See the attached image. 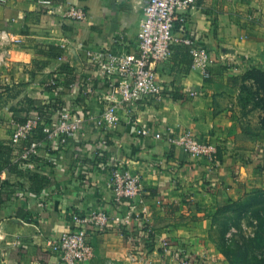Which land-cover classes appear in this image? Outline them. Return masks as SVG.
Here are the masks:
<instances>
[{
  "label": "crops",
  "instance_id": "0c3cea01",
  "mask_svg": "<svg viewBox=\"0 0 264 264\" xmlns=\"http://www.w3.org/2000/svg\"><path fill=\"white\" fill-rule=\"evenodd\" d=\"M146 2L64 0L45 12L37 0H0V140L9 142V123L24 116L27 99L58 101L62 112L80 119L73 137L61 142L51 132L28 160H19L14 147L18 169L0 173V264H62L48 242L69 231L76 217H124L126 201L114 203L108 185L112 166L139 178L143 192L134 209L142 224L110 220L103 231H89V264H179L161 254L162 240L206 264H227L214 232L217 210L264 190V133L244 127L232 82L264 72V0H195L179 11L187 36L206 52L207 77L193 64L191 47L175 44L155 66L169 97L131 111L118 106V121L98 127L105 87L114 78L100 67V55L135 51ZM70 8L83 10L84 18L66 17ZM87 52L99 57L90 61ZM51 111L55 123L59 113ZM182 130L216 144L217 161L166 142L171 131ZM99 150L105 163L95 160ZM140 225L151 243L141 239ZM127 235L135 236L133 244Z\"/></svg>",
  "mask_w": 264,
  "mask_h": 264
},
{
  "label": "built area",
  "instance_id": "2783aa9c",
  "mask_svg": "<svg viewBox=\"0 0 264 264\" xmlns=\"http://www.w3.org/2000/svg\"><path fill=\"white\" fill-rule=\"evenodd\" d=\"M37 2L43 9L51 10L53 6L52 0H37ZM194 2L195 0H147L136 31L135 51H106L100 55H103L99 62L100 67L114 78L105 87L108 102L96 120L98 127L115 124L118 121V106L131 111L135 110L137 103H155L169 97L158 83L155 66L168 59L171 47L175 44L191 47L189 53L193 64L199 66L204 76L207 77L206 52L203 48L193 45L187 36L186 18L177 16L179 11L185 12L191 8ZM65 15L81 20L85 13L80 8H70L65 11ZM177 21L179 25L176 24ZM86 55L90 61H96L99 57V54L90 52ZM50 84L53 85L55 82H50ZM189 96H195V94L190 93ZM79 121V118L72 117L68 111H63L59 114L57 122L54 123L52 119L50 126L44 128V132L48 134L55 132L61 137V142H65L78 131ZM37 124L38 118L32 114V111L28 113L24 123L14 120L9 123V142L13 147L19 146L22 149L21 160H28L37 155L40 142L31 141L25 146L21 145L37 127ZM140 133L149 134L147 130H142ZM155 137L160 136L155 135ZM165 140L170 146L177 147L188 155L201 156L212 163L217 161L218 146L197 138L188 130L171 131ZM102 144H105V141ZM108 185L114 203L119 204L126 201L128 207L126 215L124 217L119 214L110 216L105 212H97L76 217L69 231L48 242L49 249L62 264H89L94 258V249L88 242V232L103 231L110 220L126 225L134 219L142 224V217L134 209V203L143 192L139 178L124 168L115 167L109 170ZM139 231L145 244L153 240V238L149 240V231L144 225H140ZM125 238L132 244L136 239L132 235H127ZM160 245L161 254L168 255L170 259L176 260L179 264H198L199 262L206 264L204 261L206 258L199 259L193 255L189 256L168 240H162Z\"/></svg>",
  "mask_w": 264,
  "mask_h": 264
},
{
  "label": "rangeland",
  "instance_id": "374dc122",
  "mask_svg": "<svg viewBox=\"0 0 264 264\" xmlns=\"http://www.w3.org/2000/svg\"><path fill=\"white\" fill-rule=\"evenodd\" d=\"M232 82L237 91L233 106L241 118H244V127L255 132L254 130L259 127L260 117L264 116L263 110L254 108L255 105H259L264 109V75L258 70L249 71L232 78ZM242 201L247 205L229 207L225 204V208L217 215L214 222L218 244L225 245L220 251L227 264H244V248L249 251L247 263L257 264L254 259L263 258L260 255L264 253V230L257 238L259 220L256 215L264 218L263 209L258 207L264 208V200L256 204V199L246 197ZM224 252H230L229 258Z\"/></svg>",
  "mask_w": 264,
  "mask_h": 264
},
{
  "label": "trees",
  "instance_id": "16d2710c",
  "mask_svg": "<svg viewBox=\"0 0 264 264\" xmlns=\"http://www.w3.org/2000/svg\"><path fill=\"white\" fill-rule=\"evenodd\" d=\"M64 0H52L53 4H61L63 3ZM45 12H49L48 9L44 10ZM260 73H262L264 75L263 71L258 70ZM60 104L58 101H52V99H46V101L39 105V103H33L30 100H25V106H22L20 111L23 112L24 116L16 118L14 117L13 120L18 122V123H24L27 119L28 113L30 111H32V114L35 115L38 118V124L37 127L30 133L29 137L27 138V140L22 142V146H25L26 144H28L31 141H37V142H42L45 141L48 137V133L44 132V128L50 126L51 122H52V111L54 110V112L57 113H62V109L60 107ZM27 106V107H26ZM243 107V106H242ZM53 108V109H52ZM254 108H258L264 111V109L261 108V106L259 105H255ZM258 125L259 127H257L254 131L256 132L255 134H263L264 133V116L260 117L259 121H258ZM15 152L14 147L11 145L10 142H5L0 140V173L2 171H12V172H16V170L18 169V159L17 161H12L13 158V154ZM22 153V149H20V153H19V157ZM105 155V151L103 150H99L96 154L95 160H101V158H103V156ZM99 158V159H98ZM19 160H21V158H19ZM104 161V159H102ZM101 160V161H102ZM102 161V162H103ZM105 163V161L103 162ZM115 166H112L111 169H114ZM37 179L38 176L37 175H31L30 179ZM41 179H43L42 177H40ZM247 198H253L256 199V204H259L262 200H264V190H259L256 191L248 196H246ZM245 197V198H246ZM243 200V199H242ZM236 201V202H232V203H227L226 206H239V207H244L247 204L244 203V201ZM261 209L264 208L262 206H258ZM225 208V205H223L222 207H220L217 210V215L220 214L221 210ZM256 217L259 220V228H258V237L259 238V234L263 233L262 231L264 230V218H262L259 215H256ZM148 238L149 240L152 239V235L150 233H148ZM262 239V238H261ZM264 240V239H263ZM259 241H261L259 239ZM151 243V242H149ZM220 248L225 247L224 244H220L219 245ZM248 254L249 251L247 250V248H244V253H243V263H247L248 262ZM224 255L229 258L230 252H224ZM260 256H262V259H254L257 264H264V253L261 254ZM250 264V263H247Z\"/></svg>",
  "mask_w": 264,
  "mask_h": 264
}]
</instances>
